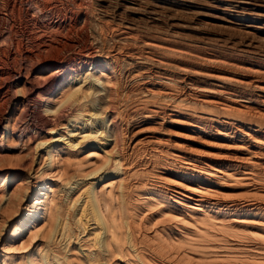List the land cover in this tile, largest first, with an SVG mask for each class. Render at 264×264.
Wrapping results in <instances>:
<instances>
[{"label": "bare ground", "instance_id": "obj_1", "mask_svg": "<svg viewBox=\"0 0 264 264\" xmlns=\"http://www.w3.org/2000/svg\"><path fill=\"white\" fill-rule=\"evenodd\" d=\"M241 1L250 4L249 1L254 0ZM148 2L150 1L148 0ZM93 4H96V2ZM95 8L92 7L90 0H0V129L2 130L0 156H2V152H9L15 148L18 145L13 144L16 140L20 142L24 138H28V141L36 138L32 134L30 135L29 129L31 128H34L36 135L40 136L45 132L46 134L55 133L58 126L64 123L69 125L68 123H71L70 119L77 124H85L88 118L85 120L82 116L90 109L88 104L95 101L96 94L98 104L101 101L106 102L104 111H107L108 116L106 117H109L110 124L108 133L106 132L104 135L106 141L104 145L99 143L97 133L102 129L99 122L105 123L106 118L102 121L95 120V122H91L93 128H88V123L84 129H79V125L69 130L72 135L73 131L76 130H79L77 132L81 134L79 136L80 141L67 139L70 148L76 149V151L85 148H101L103 151L106 149L103 153L106 159H104V164H107V167L106 169L104 167L105 170L101 173L102 177L97 182L85 188L82 193L80 191V194H75L76 196L71 195L65 202L62 197L55 198L53 196L56 192V186L49 184L48 180L60 177L64 173L63 168L67 164V162L64 164V158L69 151H65V148L62 149L58 145L59 136L56 138L51 137L48 140H40L36 143L37 148L43 147V152L39 155V164L42 162L44 164L39 171L36 170V172L38 171L36 189L31 201L23 209L24 214L22 217L17 215L18 208L27 202L24 199V192L28 187L13 182L9 192L5 194L4 188L2 185L0 186V201L3 200L0 205V216L8 218L5 231H8L9 235L6 243L21 244L30 232L44 229L54 244L58 245L59 243L63 246L62 248L51 247L48 253L38 256L30 255L27 264H42L48 258L52 261V264H264V187L258 184L257 179H255L257 174L254 176L249 170V166L254 165L249 158H242L246 160L228 165V168L232 167V171L212 169L209 166L203 170H196L195 164H184V166H180L183 170L182 173L171 172L172 176L168 175L167 172V174H156L159 175L157 178L164 187H152L153 183L152 185L149 184L152 188L147 189L148 187L145 185V190L142 191L143 188L140 193L134 192L132 190L134 188L131 189L129 177L132 169H135L131 168L132 164L128 161V151L136 147H131L129 144L128 130L131 129L128 128L125 110L123 111L121 107L120 94L123 92L122 81H131L139 76V73H133L132 70L128 69V66L131 64L142 67L158 66L171 70L178 75H187V71L176 61L164 57L167 53L172 57H185L187 54L168 48L165 43L159 40V37L139 36L137 30L134 29L133 22H129L130 20L123 21L120 15L117 19H109L107 18L108 12ZM246 11H249V9ZM227 25L231 27L230 24ZM241 25L243 27V24ZM223 26L225 25H221V27ZM243 31L246 32V30ZM251 42L249 41V43ZM138 43L142 45L139 47H143L144 50L136 46ZM155 53L156 56L153 55ZM154 56L156 58H153ZM208 56L212 55L208 54ZM209 61L211 62V60ZM212 62L216 65V68L222 65L234 66L232 65L234 62L230 63L231 65L224 61L212 60ZM240 69H243L244 72L248 70L244 66ZM80 73H83L84 82L90 79L89 75H101L104 82H102L103 79H100L102 83H99L106 85L104 86L105 90L102 89L105 91L104 94L98 95L100 90L97 91V85L93 83L94 81L97 83L99 78L94 81H91V79L87 84L84 83L85 85L78 84L80 86L74 87L77 84L76 78L81 76ZM250 73L254 78L252 84L254 89L264 90V85L261 84L264 82V71L253 69V71L250 70ZM154 74H140V76L150 77L152 75V77H155ZM210 74L212 75V73ZM210 74L209 77H211ZM229 81L241 86L246 85L245 81L243 82L242 79L238 81V78ZM230 85L228 86L230 87ZM16 87H18V94L15 92ZM169 90L162 91L156 96L171 98L173 94ZM189 90H193L191 84ZM215 90L217 91V89ZM237 91L235 92L237 93ZM184 92L186 93V91ZM217 92L219 95L226 96L228 90L226 93L223 90ZM174 100L170 104L172 107H175L173 104L176 101ZM233 100L236 102L237 99ZM207 101L209 100L207 99ZM52 104L58 105V107L55 106L57 108L52 110L54 108L51 106ZM63 105L66 109L60 110L59 108ZM172 107L169 108L174 112L172 109L176 108ZM231 107L233 110L234 108L230 104V109ZM163 109L164 106L162 107L159 104L146 113L164 114ZM66 110H70L67 111L69 115L65 114ZM129 110L131 111V109ZM209 110L211 111V109ZM243 112L245 113L244 110ZM47 113L52 117L45 115ZM103 113L102 111L99 114ZM227 113L229 112L227 111ZM27 114H30L31 117L26 119V129L21 130L22 120L27 117ZM93 115L95 114L92 111L90 118ZM203 115L205 116V114ZM261 116L264 117L263 113ZM185 117L187 118V116ZM165 120L167 121V119ZM232 122L235 121L232 120ZM253 131L257 132L258 130ZM261 132L263 131L261 130ZM247 134L250 135V132H247ZM26 145L29 146V143ZM156 146L155 150L152 149L151 151L155 154H161L164 148L157 149ZM172 148L174 149V147ZM140 151L143 152L142 149ZM30 153L32 155V152ZM174 156L180 159L182 155L177 154ZM66 158L67 161L70 160L68 156ZM2 161H6V159L4 158ZM256 164L258 165V162ZM260 168L262 167L260 166ZM97 171L98 168L93 171V174ZM112 178L118 179V187L122 190L119 191L120 193L117 196L107 193L109 197L107 195V197H104V194L99 191V187L102 188V185ZM219 179L228 181V185L212 187L209 184L211 180ZM236 185L250 191L246 197L244 195V198H241L242 201L239 200L240 198L236 199L232 195L233 193L227 192L229 189L231 190L232 186L236 187ZM6 223L4 221L0 223V237ZM91 225H94V227L89 229ZM235 242L236 246H233L231 243L235 244ZM8 262L7 258L0 259V264H7Z\"/></svg>", "mask_w": 264, "mask_h": 264}, {"label": "rangeland", "instance_id": "obj_2", "mask_svg": "<svg viewBox=\"0 0 264 264\" xmlns=\"http://www.w3.org/2000/svg\"><path fill=\"white\" fill-rule=\"evenodd\" d=\"M90 1H91V5L93 8L96 7L101 10L103 9L106 13L108 12L109 14H107V18L109 19H117L118 15H120L121 20L123 21L130 20L129 22H133L134 29L137 30V34L139 36L150 35L154 37H159V40L165 43L168 48L182 51L187 54L185 57H178V56L172 57L170 55H167L168 53L166 54V56H164L165 58L173 59L174 61H176L181 67H183L187 71V75H183V74L178 75L171 70H166L163 67H158V66L142 67L137 64H131L128 66V69L132 70L133 73H139V76L135 77V79L131 81H124V82L122 81L123 92L121 93L122 95L120 94V98L122 99L121 107L123 108L122 109L123 111L125 110L124 113H125L126 118L128 119L127 120L128 128L131 129V130H128V138H130L129 144L131 145V147H136V148H133L132 150L129 149L128 151L129 152L128 161L132 164L131 168L135 169V170L132 169V172L129 177L131 189L134 188L132 189L134 192L136 191V193H140L145 190L146 188L145 185L148 187L147 189L152 188V187H164V185H162V183L159 181L157 177L161 174H167V173L168 175L172 176L171 172L182 173L183 170L180 168V166L182 167L184 166V164H191V165L195 164L194 166H195V169L197 168L196 170H203L205 167L209 166L212 169L218 168L220 170L227 169L229 171H232L231 170L232 167L228 168L227 166L237 161L246 160L242 158H247V159L249 158V160L253 161L254 165L249 166V170L254 174V176L257 174L255 176V179H257L258 184L264 187V183H263L264 182V176H263L264 175V117L261 116L262 113L264 115V95H263L264 90L260 91L256 88H255L256 90L254 89L252 85L254 82L253 80L254 78L252 77V73H250V70L253 71V69L264 71V38H263L264 37V3H263L264 0H256V2H254L255 0L249 1L250 4H245L241 0H149L150 2H148V0H107V1L106 0H94V1L90 0ZM95 2L96 4H93ZM240 9L243 11H241ZM248 9L249 11H246ZM226 23L230 24L231 27H229V25H227ZM241 24H243V27ZM221 25H225V26L227 25L228 27L227 26L221 27ZM243 30H246V32ZM248 39L250 42L251 41L252 42L249 43ZM138 44H136V46L138 47L142 46L140 43ZM139 48L144 50L143 47H139ZM208 54L212 56H208ZM153 55L156 56L157 54L155 53ZM216 55H218L219 57ZM155 56L153 58H156ZM209 60H211V62ZM212 60L222 61V62L224 61L225 63H228V64L230 63L232 64L234 62L232 64L234 66L229 67L228 65L227 66L222 65L220 67L217 66L216 68V65L213 64ZM210 63L212 64L210 65ZM235 64L237 65L235 66ZM243 66L247 68L248 70L244 72L243 69H240V67H243ZM140 70L141 71L143 70V71L141 72ZM236 70L238 71V73ZM150 73H155L154 74L155 77H152V75L150 77H145L142 75L140 76V74H150ZM210 73H212V75ZM213 73L217 75H214ZM80 74L81 76H79V78L78 77L76 78L77 84L74 85L73 83L74 87L85 85L91 79H92L91 81H94L96 78H99V81H97L98 84L96 83V81H94L93 83L97 85V86L95 85L97 88V91L100 90L98 92V95L104 94L105 92L104 86L106 85H104V83L103 85L100 84L104 82V79L101 75H97V76L89 75L90 79L84 82V76H82L83 73H80ZM209 74L211 75V77H209ZM165 75L166 76L168 75V76L166 77ZM227 75L229 76L228 78H227ZM216 76H217V79H216ZM223 76L225 77L221 78ZM229 78L232 80H236V78H238V81H241L242 79L243 82L245 81L246 85H243V86L237 85L235 84V82L229 81L230 80ZM100 79L101 80L103 79V81L101 82ZM218 79L221 81H219ZM225 81L226 82L228 81V83H226ZM144 84L146 85L144 86ZM190 84L192 85L193 90H189ZM229 84H231L230 85L231 88L228 86ZM261 84L264 85V82H262ZM214 88L217 89V91L223 90V92L225 93L228 90V92L226 93L227 95L226 96H223L222 94L219 95V93ZM164 89L167 91L170 89L169 92L170 93L172 92L171 94H173L171 95V98L169 97L159 98L156 96L157 94L162 93V91H165ZM156 90H160V91H156ZM234 90L235 91L241 90V91L239 92L237 91L236 93ZM184 91H186V93ZM15 92L18 94V87L15 88ZM227 96H228V99H227ZM209 98L211 100L215 99L216 101L215 100L211 101ZM207 99L210 102L207 101ZM229 99L230 100L237 99V100L236 102H234V100L231 102ZM241 99H243L244 101ZM173 100L176 101L175 104H173L175 107H172L170 105L171 101ZM105 103H106L105 101H101L98 104L97 94H96L95 101H92L88 104L89 106L88 108L90 109H88V112L84 113V115L82 116L83 119L85 120L88 118L85 124L80 125V124L75 123L74 120L70 119L71 123L67 122L69 125L64 123L63 125H60L56 128L55 133L46 134L45 132L41 134L43 136L41 135L37 136L35 133V130H33L34 128H31L29 129V133L30 135L32 134V136H36V138H34L33 140L30 139L29 141H28V138L26 139L24 138L25 141L20 140V142L19 140H16L17 143L16 141L13 143L16 145L18 144L17 146H15V148H13L9 152L1 153L2 156H0V160L2 161L4 158L6 159V161H2V163L0 161V186L2 185V187L4 188L5 194L9 192V189L12 186L13 182L19 185L24 184L26 187H28V189L24 192V199L27 200V202L25 203V205H22L21 207L18 208V214H17L18 217H22V215L24 214L23 209L27 206V204L32 199V195L36 189V186H35L36 182H38V180L36 179V176L38 174L37 172L39 171L41 167H43V164H44V162L39 164V155L42 154L43 147L37 148L36 143L39 142L40 140L41 141L48 140L51 137L56 138L59 136L58 138H60V141L57 142L58 145H60L62 149L65 148L64 149L65 151H69L68 154L66 155V157L68 156V158L70 159L68 160L69 164H68L67 158L66 157L64 158V164L65 162H67V164H65L66 167L63 166L64 173H62L60 177L58 176L55 178H50L48 180L49 184H54L56 186V192L53 195L55 198L60 196L65 202V200L66 201L68 200V197H70L73 194L74 196H76L77 194L82 193V191L85 188L90 187L93 183L97 182L100 179V177H102L101 173L107 167V164H104L106 159L103 153L104 151H106V149H104L103 151L101 148H92V149L85 148V149H82L81 151H76V149L70 148L67 143H68V140H74V139H77V141L81 140L79 138L81 134L77 132L79 130L73 131V135H72V132L70 134L69 130L74 129L76 128V126L78 127L79 125H80L78 127L79 129L80 128L84 129L86 127V124L88 123L89 124L87 125V127L93 128L92 123L95 122V120L102 121V120H105L104 118H106L105 123L99 122V124L102 126V129H100L97 133V138L101 137L100 139L98 138L99 143L103 145L105 144L104 142L106 141L104 140V135L106 132L108 133L109 128H110L109 117H106L108 116L107 111H104L105 106H106ZM240 103L241 104L245 103V104L241 105ZM159 104H161L162 107L164 106V109H163L164 114L146 113L149 110L153 109L155 105H159ZM230 104L231 106H233L234 108L233 110H232V107L230 109ZM51 106L54 107L52 110L58 107V105H54V104H52ZM235 106L238 107V108L236 107L237 110ZM169 107L176 108V109H172L174 110V112H172ZM212 107L214 108L212 109ZM59 109L60 110L66 109L65 105H63ZM129 109H131V111ZM209 109H211V111ZM241 109H243L245 113L243 112V110L241 111ZM67 111H70V110L65 111L66 112L65 114L69 115V112ZM92 111H93V114L97 116L93 115L94 117L92 116L90 118V114H92ZM98 111L99 113L102 111L104 113L99 114ZM227 111L229 113H227ZM258 112H261V113H258ZM146 114H149V115H146ZM203 114H205V116ZM45 115L52 117L49 113ZM182 115L184 116L181 117ZM100 116H103V117H100ZM185 116H187V118ZM28 117H31V115L27 114V117L24 120H22V124H21L22 126L20 128L21 130L26 129L25 128L26 119H28ZM165 119H167V121ZM232 120L235 122L233 123ZM260 128L263 132H261ZM256 129L258 130L257 132L253 131ZM238 132L240 133L242 132V133L240 134ZM247 132L248 133L250 132V135L247 134ZM1 134H2V130L0 129V135ZM99 135H102V136H99ZM252 136L253 137L257 136V137L253 138ZM242 138L244 139V141ZM28 143H29V146L26 145ZM155 145H157L156 146L158 147L157 149L164 148L161 154H155L154 152L151 151L152 149L155 150ZM138 147L139 148L141 147L140 149H142L143 152H141ZM172 147H174V149ZM30 152H32V155ZM136 153H139V154H136ZM177 154L179 156L182 155L180 159L174 156ZM70 155L72 156L69 157ZM247 155L249 156L247 157ZM87 158L88 160H86ZM172 158L174 159V161ZM236 158L237 159L239 158V159L237 160ZM165 161H166V164L168 165L165 164ZM255 161L258 162V165L256 164ZM25 162L27 165L25 164ZM144 165H146L148 168L147 167L145 168ZM259 165L262 168H260ZM97 168H98V171L95 172V174H93V171L96 170ZM143 168H144V172H143ZM36 170L38 171L36 172ZM157 173L159 175H156ZM261 174H262V177H261ZM258 175L260 176V178ZM228 183L229 182L226 180L219 179V180H211L209 184L212 185V187H222V186L228 185ZM149 184L150 185L153 184L152 187ZM102 186H103L102 188L99 187V191L102 194H104V197L106 195L108 196L109 193L111 195L117 196V194L120 193L122 190L121 188L118 187L119 186L118 179H114V178H112L111 180H108ZM117 187L119 188V190L117 189ZM232 188L231 190L229 189L227 192L230 194L233 193L232 195L236 199L240 198L239 200L241 201L244 198L243 196L245 195L246 197L248 193L250 192L249 189L238 186V185H236V187L232 186ZM2 203H3V200L0 201V205ZM1 219L4 221V223L8 221V218L0 216V223L3 222ZM6 225L7 223L4 224L3 230H2L3 233H1V237H0V259L7 258L9 261L7 264H27L28 263L27 259L30 255L38 256L43 253H48L51 247L53 248L63 247L59 243H58L59 246L57 244H54L52 240L47 236V233L45 232L44 229H41L35 232H30L29 233L30 235L28 234L21 244L12 245V244L6 243L8 235H9L8 231H5ZM93 227L94 225H91L89 229ZM231 244L233 246H236V242L235 244L234 243H231ZM237 250H240V249H237ZM42 264H52V261L48 258L47 260H44Z\"/></svg>", "mask_w": 264, "mask_h": 264}]
</instances>
